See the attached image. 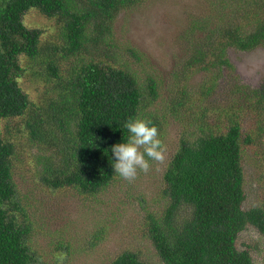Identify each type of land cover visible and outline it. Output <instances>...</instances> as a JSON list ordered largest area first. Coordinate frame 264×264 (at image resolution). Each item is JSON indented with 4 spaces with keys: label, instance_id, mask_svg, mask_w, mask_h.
<instances>
[{
    "label": "trees",
    "instance_id": "obj_1",
    "mask_svg": "<svg viewBox=\"0 0 264 264\" xmlns=\"http://www.w3.org/2000/svg\"><path fill=\"white\" fill-rule=\"evenodd\" d=\"M144 1L0 0V264L43 262L33 248L35 216L16 170L33 164L43 188L97 195L118 175L111 147L126 138L124 123L141 118L162 97L154 76L141 82L107 43L120 14ZM210 5V15L193 16L182 35L190 47L167 93L166 109L186 133L164 174L166 210L147 224L164 264H254L239 237L249 228L264 235V201L244 208L245 156L249 148L261 152L264 138V85L227 81L226 103L211 101L223 69H234L229 49L264 46V0ZM32 9L55 20L60 37L52 51L62 49L64 61L47 55L42 29L25 24ZM65 62L73 64L65 68ZM35 63L68 86L53 101L50 94L33 97L24 89L23 79L37 73ZM196 73L205 82L193 91L189 78ZM150 119L156 126L160 121ZM257 164L264 187V160ZM111 264L146 263L126 251Z\"/></svg>",
    "mask_w": 264,
    "mask_h": 264
},
{
    "label": "rangeland",
    "instance_id": "obj_2",
    "mask_svg": "<svg viewBox=\"0 0 264 264\" xmlns=\"http://www.w3.org/2000/svg\"><path fill=\"white\" fill-rule=\"evenodd\" d=\"M211 1L145 0L120 14L113 37L107 42L112 44L110 52L122 57L123 62L137 72L141 82L147 84V78L154 76L160 86L162 97L147 108L141 118H159L157 126L164 146L162 160L152 161L149 170L138 172L133 180L117 175L101 193L86 197L73 189L54 192L43 188L39 178L37 183L33 164L24 168L26 163H23L16 170L19 188L35 216L32 244L41 255V264H111L126 251L137 253L146 264H164L146 234L147 224L151 215L159 217L166 210L167 200L162 194L164 174L178 149L179 140L186 133L182 123L166 109L167 93L169 84L182 69L181 60L187 56L190 47V41L182 35L193 16L210 15ZM24 21L28 27L44 31V39L48 40L47 55L52 54L53 60L64 61L62 49L58 53L52 51V45L55 46L60 37L55 20L32 9L26 13ZM228 58L234 69H223L219 92L211 98L215 105L231 91L227 81L253 88L264 85V46L252 51L232 47ZM72 64L65 62L64 67L69 68ZM34 68L37 73L23 79L24 89L33 97L50 94L53 101L61 89L68 87L61 85L59 78L46 67L35 63ZM58 72L60 74V69ZM204 82L205 76L196 73L190 76L189 87L197 91ZM260 144L261 152L249 148L245 156V209L260 206L264 201V187L256 168L258 160H264V138ZM239 245L250 247L254 264H264V235L259 231L249 228L241 233Z\"/></svg>",
    "mask_w": 264,
    "mask_h": 264
},
{
    "label": "clouds",
    "instance_id": "obj_3",
    "mask_svg": "<svg viewBox=\"0 0 264 264\" xmlns=\"http://www.w3.org/2000/svg\"><path fill=\"white\" fill-rule=\"evenodd\" d=\"M123 127L126 138L111 147L114 172L126 180H133L138 172H147L152 161L163 159L164 146L158 126L148 118L130 117Z\"/></svg>",
    "mask_w": 264,
    "mask_h": 264
}]
</instances>
